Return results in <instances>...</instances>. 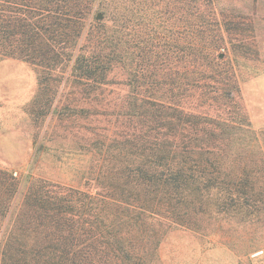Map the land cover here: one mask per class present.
Segmentation results:
<instances>
[{
  "label": "trees",
  "instance_id": "obj_1",
  "mask_svg": "<svg viewBox=\"0 0 264 264\" xmlns=\"http://www.w3.org/2000/svg\"><path fill=\"white\" fill-rule=\"evenodd\" d=\"M223 31L211 37V0H0V55L38 69L40 106L69 90L59 121L86 120L80 177L30 174L22 188L0 168V264H151L171 224L207 212L211 186L226 184L210 112L236 50Z\"/></svg>",
  "mask_w": 264,
  "mask_h": 264
},
{
  "label": "rangeland",
  "instance_id": "obj_2",
  "mask_svg": "<svg viewBox=\"0 0 264 264\" xmlns=\"http://www.w3.org/2000/svg\"><path fill=\"white\" fill-rule=\"evenodd\" d=\"M219 28L236 45L224 59L221 83L211 82V137L226 184L211 186L208 208L202 206L207 212L196 222L166 229L151 264H264V0H211V37ZM228 71L235 73L233 81L224 78ZM113 76L119 103L128 91L126 74L117 67ZM37 87L34 65L0 55V168L21 177L22 188L30 174L69 181L85 166L80 147L86 120L54 115L61 95L71 109V93L59 90L52 105L42 107ZM184 106L196 108L191 101ZM237 173L242 186L230 182Z\"/></svg>",
  "mask_w": 264,
  "mask_h": 264
}]
</instances>
